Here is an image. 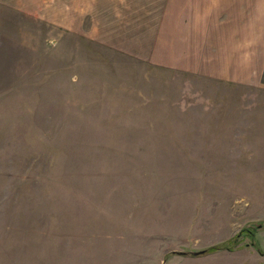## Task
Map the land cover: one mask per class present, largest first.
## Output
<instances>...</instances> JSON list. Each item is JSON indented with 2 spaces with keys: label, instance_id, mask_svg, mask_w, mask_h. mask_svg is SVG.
I'll return each instance as SVG.
<instances>
[{
  "label": "rangeland",
  "instance_id": "obj_1",
  "mask_svg": "<svg viewBox=\"0 0 264 264\" xmlns=\"http://www.w3.org/2000/svg\"><path fill=\"white\" fill-rule=\"evenodd\" d=\"M0 264H264V0H0Z\"/></svg>",
  "mask_w": 264,
  "mask_h": 264
},
{
  "label": "trees",
  "instance_id": "obj_2",
  "mask_svg": "<svg viewBox=\"0 0 264 264\" xmlns=\"http://www.w3.org/2000/svg\"><path fill=\"white\" fill-rule=\"evenodd\" d=\"M217 250H218L217 248H213V249H210L209 252H210V251H211V252H214V251H217ZM202 253H204V252H202ZM202 253H201V254H202Z\"/></svg>",
  "mask_w": 264,
  "mask_h": 264
},
{
  "label": "water",
  "instance_id": "obj_3",
  "mask_svg": "<svg viewBox=\"0 0 264 264\" xmlns=\"http://www.w3.org/2000/svg\"><path fill=\"white\" fill-rule=\"evenodd\" d=\"M194 255H197L198 253H193Z\"/></svg>",
  "mask_w": 264,
  "mask_h": 264
}]
</instances>
